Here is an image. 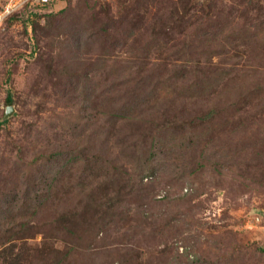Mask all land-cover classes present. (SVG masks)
Masks as SVG:
<instances>
[{
    "label": "rangeland",
    "instance_id": "1",
    "mask_svg": "<svg viewBox=\"0 0 264 264\" xmlns=\"http://www.w3.org/2000/svg\"><path fill=\"white\" fill-rule=\"evenodd\" d=\"M9 1L0 264H264V0Z\"/></svg>",
    "mask_w": 264,
    "mask_h": 264
},
{
    "label": "trees",
    "instance_id": "2",
    "mask_svg": "<svg viewBox=\"0 0 264 264\" xmlns=\"http://www.w3.org/2000/svg\"><path fill=\"white\" fill-rule=\"evenodd\" d=\"M7 101L9 102V103H11L12 102V97L9 95L8 97H7ZM6 121V120H5ZM2 124V122H0V125ZM23 204V203H22ZM21 204V205H22ZM29 215H34L33 213L32 214H29ZM28 215L25 213V212H20V214L18 215V219L20 218V220L23 218V217H27ZM28 221V218H23L22 219V222H17L18 224H21V226L19 227V228H16V229H14L15 227H12V228H8V229H6V232L8 233L7 235H10V236H14V235H16V234H19V233H22V232H25L26 230H28L27 228H26V226H27V222Z\"/></svg>",
    "mask_w": 264,
    "mask_h": 264
},
{
    "label": "built area",
    "instance_id": "3",
    "mask_svg": "<svg viewBox=\"0 0 264 264\" xmlns=\"http://www.w3.org/2000/svg\"><path fill=\"white\" fill-rule=\"evenodd\" d=\"M30 1H34V0H30ZM27 2H29V0H10L8 4L6 5V8L3 14L1 15V17L10 15L12 12H14L16 9H18L24 3H27ZM37 2L44 5V4H48L50 0H37Z\"/></svg>",
    "mask_w": 264,
    "mask_h": 264
},
{
    "label": "water",
    "instance_id": "4",
    "mask_svg": "<svg viewBox=\"0 0 264 264\" xmlns=\"http://www.w3.org/2000/svg\"><path fill=\"white\" fill-rule=\"evenodd\" d=\"M12 111H13V107L12 106H9L7 108V115L6 116H8Z\"/></svg>",
    "mask_w": 264,
    "mask_h": 264
}]
</instances>
